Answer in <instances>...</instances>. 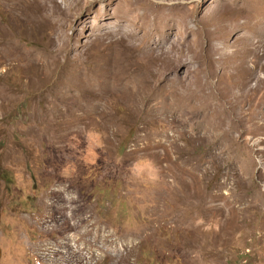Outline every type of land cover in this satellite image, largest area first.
Listing matches in <instances>:
<instances>
[{"label":"rangeland","instance_id":"rangeland-1","mask_svg":"<svg viewBox=\"0 0 264 264\" xmlns=\"http://www.w3.org/2000/svg\"><path fill=\"white\" fill-rule=\"evenodd\" d=\"M55 3L0 0V264H264V0Z\"/></svg>","mask_w":264,"mask_h":264},{"label":"bare ground","instance_id":"bare-ground-1","mask_svg":"<svg viewBox=\"0 0 264 264\" xmlns=\"http://www.w3.org/2000/svg\"><path fill=\"white\" fill-rule=\"evenodd\" d=\"M47 1H48V0H47ZM49 1L51 2V5L53 4L54 9L57 10V4L55 3V0H49ZM167 6H168V5H167ZM135 83H136V82H135ZM135 83H134V84H135ZM145 84H146V82L143 81V82H141V86H136V87L138 88L137 91L142 90V89L145 87ZM127 89H128V87H127Z\"/></svg>","mask_w":264,"mask_h":264}]
</instances>
